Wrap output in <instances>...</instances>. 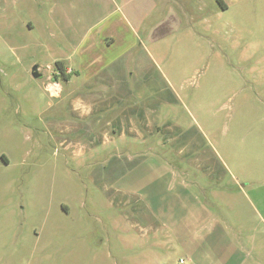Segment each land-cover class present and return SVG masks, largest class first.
<instances>
[{
	"label": "rangeland",
	"instance_id": "374dc122",
	"mask_svg": "<svg viewBox=\"0 0 264 264\" xmlns=\"http://www.w3.org/2000/svg\"><path fill=\"white\" fill-rule=\"evenodd\" d=\"M9 1L20 5L0 25V264H264V0H155L123 70L125 107L152 133L128 138L127 152L123 141L84 150V163L72 154L87 138L65 131L68 84L59 78L62 99L44 91L67 54L51 2ZM146 158L145 173L121 180ZM169 162L198 182L199 209L186 200L176 220L153 217L143 194V178L167 176L158 163ZM206 217L204 232L219 225L200 240L194 223ZM166 218L170 234L152 230Z\"/></svg>",
	"mask_w": 264,
	"mask_h": 264
},
{
	"label": "crops",
	"instance_id": "0c3cea01",
	"mask_svg": "<svg viewBox=\"0 0 264 264\" xmlns=\"http://www.w3.org/2000/svg\"><path fill=\"white\" fill-rule=\"evenodd\" d=\"M95 1L93 6H90L88 0H50L49 9V18L54 29L60 35L61 42L65 43L64 46L58 41V50L59 48H66L67 50L66 55L56 57V62L60 61L61 66H58L53 72L52 78L53 81L60 82L59 78L63 77L68 84L67 88L70 89L65 95L71 97V109L67 113L68 115H65V120L70 123L65 131L71 135L79 134L77 136L87 138L84 145L77 147L72 154V158L83 163L86 161V158H83L84 150L90 151L101 144L104 148L112 145L117 146L123 141L127 152L129 147L132 150V143H128V138L131 137L132 142L133 138L134 141L139 138L145 140V137L151 134L153 129L151 119L137 116L135 114L137 111L133 107H127L128 104L132 105V103H128L125 107L123 96L131 94L132 86L129 83L125 84L127 81L123 80V70L127 63L133 62L134 47L138 40L135 26L144 22L154 10L156 2H154L155 0ZM19 5L20 2L0 0V25H12L16 13L14 8ZM99 14V18L93 20V17ZM163 21L166 19L160 22ZM31 25H33V21L29 22V26ZM54 47L51 46V48ZM36 66L40 72L39 66ZM60 84L63 90L57 98L62 99L66 87L62 83ZM123 89L128 90L122 92ZM76 90H81V92H75ZM59 116L56 115L55 119H58ZM139 118L142 119L141 126L138 123ZM79 119L83 120V125L76 123ZM95 137L103 138V140L93 141L92 138ZM134 143L137 144V142ZM132 157L131 154L128 159ZM150 159L146 158L143 161L133 163L128 172L119 174L121 180L133 175L136 170L143 171L138 173H145L144 171L152 166L149 163ZM125 163L129 162L126 161ZM166 164L169 165L170 170L165 167ZM166 164L158 163V166L167 176H160L152 180L142 177L146 180V184L148 182L145 193H143L147 206L145 210L158 219V214L161 215L159 211L162 210L161 216L163 217L169 211H174V220H176L179 213L175 210L178 207L180 209L184 207L186 200L192 206V209L189 210L195 209L194 211H196L199 209L197 198L191 189L192 185H198V182L188 181L186 173L184 176L176 177L173 164L170 162ZM117 166H123V163ZM243 192L246 198L252 202L250 193L245 189ZM253 194L259 198L261 203L263 191L254 189ZM145 199H143V195H139L134 203L138 204ZM169 205L173 207L172 210H169L171 209ZM167 218L165 221H159V224L152 223V230L155 232L163 230L164 233L170 234L176 226H172ZM213 221L208 232L203 231L206 228L207 217L203 221L194 223L195 231H202L200 240L202 238L205 240L208 235L212 236L214 228L219 225L217 219H213ZM202 222L205 224L204 228ZM161 223L165 228L161 227ZM247 262L248 259L245 258L240 264Z\"/></svg>",
	"mask_w": 264,
	"mask_h": 264
},
{
	"label": "clouds",
	"instance_id": "9594fccd",
	"mask_svg": "<svg viewBox=\"0 0 264 264\" xmlns=\"http://www.w3.org/2000/svg\"><path fill=\"white\" fill-rule=\"evenodd\" d=\"M62 86L60 82L53 81L50 78V82L45 86L44 91L47 92L52 97H59L60 93L62 92Z\"/></svg>",
	"mask_w": 264,
	"mask_h": 264
},
{
	"label": "water",
	"instance_id": "95a60500",
	"mask_svg": "<svg viewBox=\"0 0 264 264\" xmlns=\"http://www.w3.org/2000/svg\"><path fill=\"white\" fill-rule=\"evenodd\" d=\"M33 76H34V77H39V76H40V72H38V70H37V66L34 67Z\"/></svg>",
	"mask_w": 264,
	"mask_h": 264
},
{
	"label": "trees",
	"instance_id": "16d2710c",
	"mask_svg": "<svg viewBox=\"0 0 264 264\" xmlns=\"http://www.w3.org/2000/svg\"><path fill=\"white\" fill-rule=\"evenodd\" d=\"M220 2L223 3L221 0H220ZM56 65H57V67L58 66L60 67L61 66V62L60 61L56 62Z\"/></svg>",
	"mask_w": 264,
	"mask_h": 264
}]
</instances>
